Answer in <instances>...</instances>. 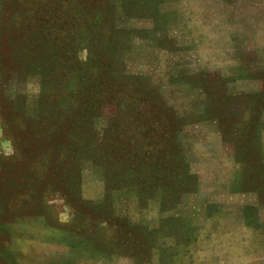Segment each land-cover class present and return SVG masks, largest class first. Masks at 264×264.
Segmentation results:
<instances>
[{"label": "rangeland", "instance_id": "rangeland-1", "mask_svg": "<svg viewBox=\"0 0 264 264\" xmlns=\"http://www.w3.org/2000/svg\"><path fill=\"white\" fill-rule=\"evenodd\" d=\"M0 264H264V0H0Z\"/></svg>", "mask_w": 264, "mask_h": 264}]
</instances>
